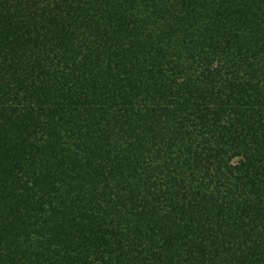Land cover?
Returning <instances> with one entry per match:
<instances>
[{
    "label": "trees",
    "instance_id": "obj_1",
    "mask_svg": "<svg viewBox=\"0 0 264 264\" xmlns=\"http://www.w3.org/2000/svg\"><path fill=\"white\" fill-rule=\"evenodd\" d=\"M0 264H264V0H0Z\"/></svg>",
    "mask_w": 264,
    "mask_h": 264
}]
</instances>
